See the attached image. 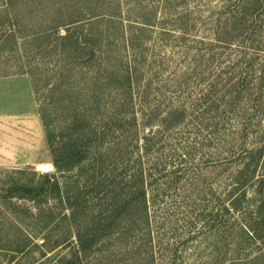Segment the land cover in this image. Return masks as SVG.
<instances>
[{
	"label": "rangeland",
	"instance_id": "374dc122",
	"mask_svg": "<svg viewBox=\"0 0 264 264\" xmlns=\"http://www.w3.org/2000/svg\"><path fill=\"white\" fill-rule=\"evenodd\" d=\"M20 74L51 134L2 131L0 264H264V0H0ZM74 145L76 201L9 192Z\"/></svg>",
	"mask_w": 264,
	"mask_h": 264
},
{
	"label": "crops",
	"instance_id": "0c3cea01",
	"mask_svg": "<svg viewBox=\"0 0 264 264\" xmlns=\"http://www.w3.org/2000/svg\"><path fill=\"white\" fill-rule=\"evenodd\" d=\"M29 86V79L22 74L0 78V97H3V100H0V145L2 131H5L12 159L24 158L23 150H28L26 154L28 159L32 157L30 151H34L36 156L39 154L38 158L47 159V151L41 152L45 147V138L43 134L41 135L39 123L35 119L37 115L33 110L34 105L30 102ZM21 127L24 129V133L21 134L24 137L23 141L16 132ZM32 135L35 137L33 146L29 144Z\"/></svg>",
	"mask_w": 264,
	"mask_h": 264
},
{
	"label": "trees",
	"instance_id": "16d2710c",
	"mask_svg": "<svg viewBox=\"0 0 264 264\" xmlns=\"http://www.w3.org/2000/svg\"><path fill=\"white\" fill-rule=\"evenodd\" d=\"M46 125L47 122H45V126ZM50 134V130L46 131V140L50 138ZM263 149L264 146H260L254 150L256 154H260L263 152ZM82 152L81 149L75 145L72 147H62L60 151L56 152L53 150L52 163L54 165V172L44 173L41 176L42 180L35 186H13L9 192L12 194V192H14L13 190L20 189L24 194L32 197L51 193L57 195L60 199L65 198L67 201L74 197L73 199L76 201V197H78V193L84 182L79 180L77 174L73 173V171L76 169H82L81 166L84 165L86 155L85 153L82 154ZM56 173L61 174V176L64 177L63 181L57 179ZM70 193L72 195H69ZM75 201L69 203H74Z\"/></svg>",
	"mask_w": 264,
	"mask_h": 264
},
{
	"label": "water",
	"instance_id": "95a60500",
	"mask_svg": "<svg viewBox=\"0 0 264 264\" xmlns=\"http://www.w3.org/2000/svg\"><path fill=\"white\" fill-rule=\"evenodd\" d=\"M44 169H49V166L48 165H42Z\"/></svg>",
	"mask_w": 264,
	"mask_h": 264
}]
</instances>
